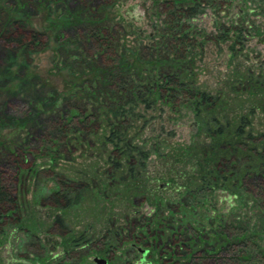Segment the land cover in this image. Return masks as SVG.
I'll use <instances>...</instances> for the list:
<instances>
[{
    "label": "rangeland",
    "instance_id": "obj_1",
    "mask_svg": "<svg viewBox=\"0 0 264 264\" xmlns=\"http://www.w3.org/2000/svg\"><path fill=\"white\" fill-rule=\"evenodd\" d=\"M171 1L0 0V31L20 19L43 33L25 56L0 47V162L24 146L33 164L16 171L22 221L0 237V264H138L136 247L147 264H186L227 239L258 254L240 264H264V192L250 179L264 172V0H195L181 19ZM176 72L206 100L144 89ZM127 90L137 98L115 97ZM62 121L66 133L42 131ZM58 183L74 190L63 207Z\"/></svg>",
    "mask_w": 264,
    "mask_h": 264
},
{
    "label": "trees",
    "instance_id": "obj_2",
    "mask_svg": "<svg viewBox=\"0 0 264 264\" xmlns=\"http://www.w3.org/2000/svg\"><path fill=\"white\" fill-rule=\"evenodd\" d=\"M76 2H84L87 1L89 4L91 3H96V1H100L102 3V6H105L107 4H113L119 0H75ZM199 1V0H198ZM172 4L174 5H179V7H176L173 10L172 16L173 17H179L184 18L188 17L190 18L189 15L193 14L194 11L197 10L199 7V3L197 1H187V0H172ZM186 4L189 6H186ZM191 4V5H190ZM27 8V6H26ZM96 9L94 10V14L99 12L100 6L95 7ZM196 8V10H195ZM100 13V12H99ZM195 13V12H194ZM91 13V15H94ZM99 15V14H98ZM101 18H98L97 23L94 24L93 29H92V38L95 39L96 44L98 48L103 49L104 43L109 40V35L104 31V26L101 24ZM105 21V20H104ZM181 26V25H180ZM181 29V27H180ZM182 34V31L179 32ZM42 35L43 33L41 31H37L35 29L29 30L27 28V24L20 19H14V20H9V22H6L4 25V28L0 31V47L5 49L6 53L9 54L8 57H14L18 52L21 53L22 55L28 54L34 47H40L42 46ZM187 37L186 35H183L182 38ZM179 39V38H178ZM111 40V39H110ZM112 69L109 68L104 69L102 73V77L106 76L110 81H107L110 84H115V86L126 88L125 85L121 86V84L117 81L122 82L123 79L116 80L114 77V74L111 71ZM179 73L176 72L175 74H166L164 76H161L160 80L155 81L152 85L149 84L144 88L145 90L148 91H153V93H158L160 96V99H165L168 101H172L176 99V97H180V95L186 94V97H189L192 99V102L198 104L201 101L206 100V94L202 93L201 91H196L195 89H188L186 87V84L183 81H180V77L178 76ZM113 80V81H112ZM115 81V82H114ZM98 82V81H97ZM124 82V81H123ZM128 85V83H126ZM123 89V91H124ZM136 95H141L140 90L135 91ZM134 92L127 90L125 92V96H123V93L116 94L115 97L117 98L118 96L120 98H129V99H136L134 98ZM114 97V96H113ZM210 99V98H209ZM120 102V101H119ZM117 110H112L111 115L113 118H118L117 116L121 114L120 110L123 109L121 107V104L118 105L116 108ZM123 111V110H122ZM46 127H42V131L47 133V131H50L54 134H63L69 131L67 125H64V122L62 121V124L58 127L57 124L52 123H46ZM43 132V133H44ZM237 134L239 135L241 132L237 130ZM113 134V133H112ZM67 135L65 134V137ZM68 138V136H67ZM70 142L72 141L71 139H68ZM111 140V139H110ZM114 140H111L113 143ZM227 143V142H226ZM120 144H117L119 147ZM229 145V144H227ZM234 152L236 149L233 147ZM9 154H6L7 158H4L2 162H0V237L2 236L3 233H5L6 229L10 227L12 224L19 225L22 221V212L23 208H21V205L18 201V199L15 196V181H16V171L19 169V173L23 172L25 170H30L32 168L31 164L29 167H25V163H28L27 161V156L29 152L27 151V148L22 146V147H17L15 151L11 152L8 151ZM256 169H264V163L262 162L259 166H257ZM251 183L254 189L258 192H264V172H260L257 175H253L251 178ZM62 183H58L59 185V192L56 194V199L53 200V204L57 205L58 207H63L61 205L63 203L62 199H67L69 196L70 192H73L74 190L72 189L71 186H64ZM62 189V191H61ZM68 203V202H67ZM159 224V223H158ZM147 230V229H146ZM147 234L149 230L144 231ZM157 232V231H154ZM219 233L228 235L226 232H223L221 230ZM120 237V239H118ZM130 238H132V235H129ZM136 237V236H135ZM133 236V238L135 239ZM116 240V243H120L121 240H123V236L120 233V231H116L115 234H112L110 236L109 241L113 242ZM228 240V239H227ZM219 241L217 244H219L218 248H202L199 250L198 253L193 255L188 248L189 253H191V261L186 264H240V260L246 259L247 261H259V258L255 260L253 255H258L257 253L253 252V255L250 258L249 253L247 252V247L245 244L242 243H237L236 241ZM218 240H214L216 243ZM178 245V244H175ZM132 246L136 247L135 245L132 244ZM207 246V245H205ZM133 247V248H134ZM136 251L138 252L140 256L139 263L138 264H147L146 257L149 253V248L144 249L140 247L135 248ZM214 249V250H213ZM202 251V252H201ZM187 252V253H188ZM197 254L200 255L198 256ZM239 254H241V258H239ZM238 256V257H237ZM250 259V260H249ZM108 264V261H106Z\"/></svg>",
    "mask_w": 264,
    "mask_h": 264
},
{
    "label": "water",
    "instance_id": "obj_3",
    "mask_svg": "<svg viewBox=\"0 0 264 264\" xmlns=\"http://www.w3.org/2000/svg\"><path fill=\"white\" fill-rule=\"evenodd\" d=\"M94 262L96 264H107L106 260L104 259H94Z\"/></svg>",
    "mask_w": 264,
    "mask_h": 264
}]
</instances>
